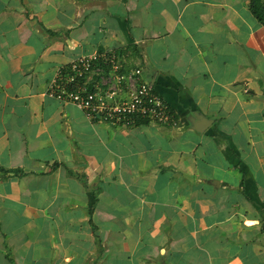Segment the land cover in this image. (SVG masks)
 <instances>
[{"label":"crops","instance_id":"obj_1","mask_svg":"<svg viewBox=\"0 0 264 264\" xmlns=\"http://www.w3.org/2000/svg\"><path fill=\"white\" fill-rule=\"evenodd\" d=\"M96 51L140 67L179 124L95 120L49 95ZM0 264H264L250 0H0Z\"/></svg>","mask_w":264,"mask_h":264},{"label":"built area","instance_id":"obj_2","mask_svg":"<svg viewBox=\"0 0 264 264\" xmlns=\"http://www.w3.org/2000/svg\"><path fill=\"white\" fill-rule=\"evenodd\" d=\"M116 52L96 51L75 58L59 69L51 81L49 95L75 103L89 118L124 126L148 120L177 126L175 112L154 85L141 78L142 69L122 70ZM97 69L100 79L93 81Z\"/></svg>","mask_w":264,"mask_h":264},{"label":"trees","instance_id":"obj_3","mask_svg":"<svg viewBox=\"0 0 264 264\" xmlns=\"http://www.w3.org/2000/svg\"><path fill=\"white\" fill-rule=\"evenodd\" d=\"M250 9L253 15L264 25V0H250ZM148 122V120H139L137 124Z\"/></svg>","mask_w":264,"mask_h":264},{"label":"water","instance_id":"obj_4","mask_svg":"<svg viewBox=\"0 0 264 264\" xmlns=\"http://www.w3.org/2000/svg\"><path fill=\"white\" fill-rule=\"evenodd\" d=\"M196 129H199L200 130L201 128H199V127L196 126Z\"/></svg>","mask_w":264,"mask_h":264}]
</instances>
